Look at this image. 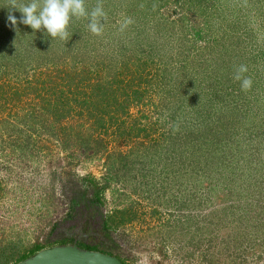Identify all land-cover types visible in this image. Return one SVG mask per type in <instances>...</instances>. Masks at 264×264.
I'll use <instances>...</instances> for the list:
<instances>
[{"label": "rangeland", "instance_id": "rangeland-1", "mask_svg": "<svg viewBox=\"0 0 264 264\" xmlns=\"http://www.w3.org/2000/svg\"><path fill=\"white\" fill-rule=\"evenodd\" d=\"M98 1L109 3L102 36L87 23L61 41L19 23L13 0H0V263L84 220L103 237L98 248L118 246L131 264H264V104L255 86L242 106L224 90L241 88V65L258 68L237 51L248 55L264 35V0H219L239 14L224 33L256 35L227 53L213 33L208 52L186 28L207 0ZM87 64L104 94L72 87L64 71ZM185 101L203 113L217 105V115L227 102L228 113L197 137ZM84 177L108 182L102 205L78 186Z\"/></svg>", "mask_w": 264, "mask_h": 264}, {"label": "trees", "instance_id": "trees-1", "mask_svg": "<svg viewBox=\"0 0 264 264\" xmlns=\"http://www.w3.org/2000/svg\"><path fill=\"white\" fill-rule=\"evenodd\" d=\"M26 2H27V0L20 1L21 6L24 3H26ZM15 3H17V0H13L12 5L16 6ZM98 5L102 6L104 12H106L107 9L109 8L108 7L109 3L103 5L102 2L98 1V0L90 1L88 3H86V2L84 3V6H85V8L88 11H91L92 9L96 8ZM199 9H200V11L198 13H196V11L199 10ZM203 9H205L206 12H203V14L201 15L200 13L203 11ZM225 9H227V10H225ZM205 13H207V15H205L206 18L205 17L203 18L202 16ZM232 13H234L232 11V8H230L228 4H226V3L222 2V1H219V0H217V1H208L207 0V1H204V2L200 1L198 3V5H197L195 13L190 18V19H193L194 16L196 15L198 17L200 16V19L192 22L191 25H187L186 28H192L191 31L194 33L193 38L198 40L201 43H204L201 48H204V47L208 48L206 50L208 52H211V50H212L211 47H208V46H211V45H209V41H210V37L209 36H210L211 33H213L212 39H211L212 42H214L215 45H219L220 44L221 49L225 53H227L230 49L234 51L236 46H239V47L242 46L245 43V41H247V43H248V40H249L248 37H247L248 35L251 36V38L256 43V35H255V32H253V31H249L248 30L247 35H246L245 30L242 31V32L233 33V34H229L227 32L224 33L223 30H224L225 27H229L231 29H234V28H238V26H239V20L236 17H234V16H237L239 14L235 15V14H232ZM19 15H22V14L19 12ZM244 16H242V17H244ZM105 19L106 18L104 17V19L102 20L103 24L105 23ZM223 19H225V22H222ZM87 23H88L87 18H84V17H81V18H75L74 17V18H72L70 20V22H69L68 27H67V32L70 34L69 36H75L78 33V29L81 28L80 25L84 26ZM224 24L226 26L224 28H222V26ZM261 27H264V25H262ZM14 29H16V27H14ZM118 29L119 28H116V30H118ZM116 30L113 28L112 34L115 33ZM219 31H221L223 33V34H221L222 36L221 35L219 37L215 36V32H219ZM259 34H261L262 36L260 35V38L258 36V42H257L258 45L256 43L255 47L252 46L253 49H251V50H254V51H251L247 55L246 52H243V51L240 50V48H238L239 50L237 51V55L240 52L242 54H246V56H249L248 59H252L253 60V57L256 58V59L258 58V68H255V66H252V64L244 65V66H248V67L250 66V69L248 68V70L244 73V75H246L245 77H248V78H250L252 80V85H251V87L249 89H252V87L255 86V88L258 91V96H254L252 98H253V100L258 98V105H261V104H264L263 102H261L262 100H260L261 97H264L263 96V93H264V49H262L264 47H262V45H261V43H263L262 37H264V35L262 33H258V35ZM74 40H76V39H74ZM61 41H64V39L63 40L61 39ZM225 41H226V43H225ZM14 43L17 44L16 41H14ZM64 44H66V41H65ZM5 46H6L5 42L4 43L0 42V51H4L5 55H6L7 50H6ZM257 46H258V49H257ZM226 48H227V50H226ZM103 58H105V57H103ZM223 61H224V59H223ZM233 66H235V65H233ZM62 70L64 71L65 69H62ZM66 70L67 71H64V72H66V73L68 72L69 74H72V79L70 81V82H72V87H80V88L85 87V89L90 90V94L92 93V90L95 91V92L96 91H100L101 94H104L105 90H103V88H105V86L101 85V84L98 85L95 82L93 83L92 79H91V78L96 79V76H97L96 74H98V68H95L94 72H93V71H91L92 68L87 64L84 68H82L80 70H75V69L74 70L66 69ZM84 72H85V74H84ZM90 72H92V75H90ZM73 76L75 78H77L76 81H74ZM115 81H116L115 78H113V82H115ZM105 82H106V80H105ZM116 82L119 84V81H116ZM74 85H76V86H74ZM120 87L122 88V92L123 93H126L128 91V89H131L129 84L128 85H123L122 84V86H120ZM98 88H99V90H98ZM224 90L228 94L233 95V101H237L238 100L237 102H240V105L243 104V100H241V99L250 100V98L246 96L247 92L246 91L244 92V90L240 88V84L239 83L237 85H234L232 89H228V90L224 89ZM128 93H130V91ZM189 95H193V96H189V97H191L192 100H193L192 97L195 98V96H197L196 94H193V93H189ZM209 100H212V99L209 98ZM224 100H227V99L225 98ZM225 104H227V102H225V103L223 102V105H224L223 109H224V111L226 113H228L227 109H225ZM182 106L188 107L186 109L188 111H192V112L194 111L192 114L194 115L195 123L197 125H199L197 127V132H198L197 133V137H199V130L208 129V128L211 127V125H214L215 126V130H216V126L218 125L219 121H221V119H223V118H225L227 116L225 112H219V115H217V112L219 111V109H222L221 107H219L218 111H216L215 107L217 105L215 106V105L209 104V110H214V112H211V113H210V111H208L207 113H203L201 111V109L194 110L192 108V105L190 103H186V101L184 102V104H182ZM233 106L235 108H237L238 105L235 104ZM226 108L231 109L229 105H227ZM215 113H216V115H213ZM209 114H212V116H210ZM242 115H244V114H241V116ZM220 124L224 125L225 123H220ZM222 128H224V126ZM224 133H225L224 131H217V134L221 135L219 137L218 141L219 140L221 141V139L223 138L222 134H224ZM183 136H187V135H183ZM216 137H217V135H216ZM108 179H107V181H108ZM212 179L213 178H211V179L200 178L198 183H199L200 186H203V188H205L208 191V189L212 188L211 187L212 186L211 184L213 182ZM79 183H80V185H78V186L81 188L82 191H84L85 196L89 198V201L98 203L100 205L103 204V197H104L103 193H104L105 188L108 186V182H105L103 185H101L93 177H84V178L81 179V181ZM106 225L104 223L105 229L108 227ZM43 247H45V245L42 242L37 240L34 243V245L31 247V249L28 251L27 254H25L20 259H17L13 263H10V264H14V263L18 262L19 260H22V259L26 258L27 256L33 254L35 251H37V250H39V249H41ZM106 248L107 249H102V248H98L97 247V249H102V251H104L106 253H110V254H112V251H114L115 252L114 255L120 259L122 264H131V263L128 262L129 256H124L122 253H120L119 252L120 249L118 248V246H117V248L109 247V246L107 247L106 246ZM0 264H9V263H2L1 262Z\"/></svg>", "mask_w": 264, "mask_h": 264}, {"label": "clouds", "instance_id": "clouds-1", "mask_svg": "<svg viewBox=\"0 0 264 264\" xmlns=\"http://www.w3.org/2000/svg\"><path fill=\"white\" fill-rule=\"evenodd\" d=\"M13 8L22 14L19 23L29 26L33 32L43 28L52 38L66 39L68 37L67 27L74 17L87 18V27L95 35H100L103 31L102 20L105 17V12L102 6L98 5L88 11L84 6V0H27L19 9L15 6ZM7 19L13 27L16 26L17 18L15 16L10 14ZM128 23L131 21L126 19L124 25L126 26ZM246 71V66L241 65L235 76V79L241 80V88L244 90L249 89L252 85L250 78H242V74Z\"/></svg>", "mask_w": 264, "mask_h": 264}, {"label": "water", "instance_id": "water-1", "mask_svg": "<svg viewBox=\"0 0 264 264\" xmlns=\"http://www.w3.org/2000/svg\"><path fill=\"white\" fill-rule=\"evenodd\" d=\"M14 264H122L113 254L80 247L76 242L43 247Z\"/></svg>", "mask_w": 264, "mask_h": 264}, {"label": "flooded vegetation", "instance_id": "flooded-vegetation-1", "mask_svg": "<svg viewBox=\"0 0 264 264\" xmlns=\"http://www.w3.org/2000/svg\"><path fill=\"white\" fill-rule=\"evenodd\" d=\"M55 235H57V239L55 238ZM99 239H103V237L99 233L93 232L89 222H84V220L77 225L70 224L66 229H62L61 231H56L52 228L51 233V240H55L53 244L76 242V244L80 247L94 250H97V247L101 242Z\"/></svg>", "mask_w": 264, "mask_h": 264}]
</instances>
